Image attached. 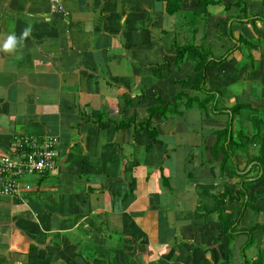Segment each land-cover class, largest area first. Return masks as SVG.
Segmentation results:
<instances>
[{"label":"crops","instance_id":"1","mask_svg":"<svg viewBox=\"0 0 264 264\" xmlns=\"http://www.w3.org/2000/svg\"><path fill=\"white\" fill-rule=\"evenodd\" d=\"M60 1L52 11L50 0H0V46L9 35L18 40L14 51H0V155L14 136L58 140L53 171L27 177L31 189L20 196H0V264H232L238 255L229 254V237L245 231L250 245L262 247L264 213L255 207L264 206V175L251 160L264 157L260 143L233 152L236 168H221L214 142L225 113L203 117L206 132L155 113L156 141L141 122L156 98L180 90L203 97L174 82L192 73V61L174 63L176 44L204 38L221 57L234 44L230 28L259 46V59L244 61L247 51L237 43L229 61L207 66L206 87L248 104L233 129L253 133L249 112L264 121V21L255 22L256 36L248 19L229 18L263 15V0H219L205 21L194 17L196 0H183L174 14L166 0ZM251 177L258 179L245 198L253 202L240 232L227 234L213 211L216 197L229 188L234 199L224 196L222 208L235 219L240 181Z\"/></svg>","mask_w":264,"mask_h":264},{"label":"trees","instance_id":"2","mask_svg":"<svg viewBox=\"0 0 264 264\" xmlns=\"http://www.w3.org/2000/svg\"><path fill=\"white\" fill-rule=\"evenodd\" d=\"M183 0H166L167 12L170 14H174L177 11L181 10V4ZM197 5L199 7L198 11L194 13V17L196 20L197 15H200L203 19L207 20L209 17V13L207 7L209 5L218 4L219 0H196ZM235 6L241 7L240 2L237 1L234 3ZM231 4L225 5V10H228ZM263 10H264V0H263ZM240 11V10H239ZM234 18V20H242L243 18L248 19L249 24L251 25V30L254 31L257 36L258 28L256 27V21H264L263 15H250L247 11H240L236 16L230 17V19ZM229 35L231 40H234L233 47L226 51V54L221 57H214L210 46L201 40L199 43H196L194 40L192 42H188L185 44H176L174 50L175 64L178 67L183 61H192V73L188 77L177 80V82L182 86H187L192 91H198L203 94V97H198L195 94H190L185 91H178L171 100H161L160 98H156V104L147 107V117L143 119L141 122V127H145L147 129V133L149 138L154 141L157 140L155 137L156 131L154 126L152 125L151 118L155 113H159L162 117L167 115H182L185 109H190L194 106L201 109L205 114V120H210L212 116L219 115L225 113L226 119L223 125L217 128L215 132V142L214 145L216 147L215 158H220L221 168L231 164L233 168H236L235 164L232 161L233 152L238 150L243 145L247 144H255L259 142L261 147L260 150L264 153V141L260 140L261 131L264 130V121L259 119L258 117H254L252 121L253 128H256V132L251 134V136L245 135V142L242 141L241 136L243 130L236 131L233 129V122L235 120V116L240 113V111L244 108H250L248 104L239 103L223 99L222 92L219 88H207L206 87V69L207 66L211 62H215L216 64L221 63L224 60L231 59V52L235 50L238 46L237 43H243L246 51H247V60L250 61L251 64H254L255 61L259 59V46L257 44H253L244 37L235 38L231 33L230 28L227 29L226 32ZM204 39V38H203ZM255 52V54H254ZM257 54V55H256ZM212 115V116H211ZM124 125H117V127H122ZM264 156V154H263ZM257 162L254 163L253 167H258L262 169V174L264 175V157L262 155L254 156L253 159ZM250 160V161H251ZM250 163V162H249ZM248 163V164H249ZM232 168V169H233ZM251 170L248 171L249 174ZM256 179L246 180L242 179L240 181V189L237 191V195L241 194V199L243 202L242 207L239 209L238 216L235 219H230L227 212H225L222 208L224 202L223 198L226 196L227 198L234 199L233 195L229 194V188L224 187V190L220 192L215 201V205L213 211L217 213V218L220 223V227L224 229V232L227 234H236L239 233L237 229V224L243 212L247 206H249L253 202L254 197L245 198V195L248 193V187L254 183ZM248 183V187L246 186ZM232 201V200H231ZM257 212L264 213V206L255 207ZM244 231V230H243ZM246 232V231H245ZM251 233V232H250ZM248 243L245 241L243 246H241V251L244 252V246ZM253 264H261L262 257H257Z\"/></svg>","mask_w":264,"mask_h":264},{"label":"built area","instance_id":"3","mask_svg":"<svg viewBox=\"0 0 264 264\" xmlns=\"http://www.w3.org/2000/svg\"><path fill=\"white\" fill-rule=\"evenodd\" d=\"M60 0H50V9L58 11ZM58 140L56 136H14L7 152L0 155V196H20L31 189V176H43L54 170Z\"/></svg>","mask_w":264,"mask_h":264},{"label":"rangeland","instance_id":"4","mask_svg":"<svg viewBox=\"0 0 264 264\" xmlns=\"http://www.w3.org/2000/svg\"><path fill=\"white\" fill-rule=\"evenodd\" d=\"M240 6L241 7L243 6L242 3H240ZM186 16H189L190 17V16H193V15L186 14ZM230 21L231 22H235L237 20H234V18H232V19H230ZM226 36H227L226 37L227 39L230 38L229 35L226 34ZM202 40H203L202 42L207 43L205 41V39H202ZM232 41H234V40H232ZM199 42L200 41H198V43ZM246 58L244 59V61H247ZM161 100H164V98L163 99L161 98ZM164 101H166V100H164ZM186 112L187 113L184 116H181V115H173L174 121L176 123H178V122L181 123L182 126L185 128L186 131L189 130L190 127L193 128V129H196L198 126L203 127L204 132L207 131L208 126H206L203 123V117H205V114H204V112L201 109H199L198 107L197 108L196 107H193L191 109H188ZM252 115L258 117L257 113L255 114L254 112H249L248 118L245 117L246 120H249L250 121V119L253 117ZM260 116H263V114H261ZM221 118H223V117H221ZM245 118L242 117V120H245ZM236 119H237V117H236ZM249 121H248V123L247 122H245V123L246 124H250ZM237 122H238V124H240L239 118H238V120H236V123ZM181 124H179V125H181ZM234 126H236L235 121L233 123V127ZM251 128H253V125L252 124H251ZM241 129L243 130L242 136H241V139H242L243 142H245V138H246L245 135L251 136V134H253V133L256 132V128L255 129L253 128V133H251V130L248 127H246V128L241 127L240 130ZM263 132H264V130L261 131L260 137H262ZM243 147H245V145H243ZM184 151H185V148L184 147L179 148L178 151H177V154L179 156L180 155L182 156V152H184ZM179 164L182 165V162L180 161V163H178V165ZM250 164H252V163H250ZM252 165L254 166V164H252ZM246 166H247V169H248L249 168L248 163L246 164ZM189 167L190 166L188 165V168ZM182 168H183V166H182ZM253 168H255V167H253ZM253 171H255V170H253ZM250 174L252 175V174H254V172L250 171L248 175H250ZM252 178L253 177H251L250 179H252ZM27 179H33V177H29ZM245 181H246V179H245ZM168 182H169V185H171L170 184V182H171L170 179H168ZM246 186L248 187V183H246ZM174 197L175 196H173V198ZM203 207H204V205H203ZM247 208H249V207H247ZM243 220L240 221V225L247 226V221H243ZM251 237L253 238L252 233L250 234L249 231H248V233L245 232V233H242V234H237V235H234V236H230L229 237V246H230L229 249H231V252L229 254H231V255H234V254L238 255V257H233V260L235 261V263L232 262V264H253V263H255L254 262L255 261L254 260V256L255 257H259V256L262 257L263 256V254H264V247L263 246L264 245L262 247H260L261 245H255V243L250 245ZM245 241H248V243L244 246V249L245 250H244V252H242L241 251V246H243V243ZM138 260L139 259H137L136 261H138ZM227 262H228V264H231L229 260H227Z\"/></svg>","mask_w":264,"mask_h":264},{"label":"clouds","instance_id":"5","mask_svg":"<svg viewBox=\"0 0 264 264\" xmlns=\"http://www.w3.org/2000/svg\"><path fill=\"white\" fill-rule=\"evenodd\" d=\"M31 32V27H26L22 33L21 40L26 38ZM18 43L17 37L15 35H9L6 41L0 46V51H4L6 53L12 52L15 50L16 45Z\"/></svg>","mask_w":264,"mask_h":264}]
</instances>
